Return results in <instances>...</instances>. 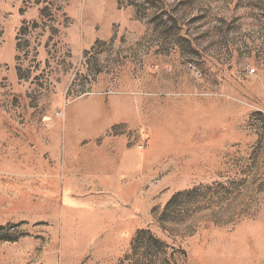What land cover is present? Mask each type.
<instances>
[{
    "label": "rangeland",
    "instance_id": "rangeland-1",
    "mask_svg": "<svg viewBox=\"0 0 264 264\" xmlns=\"http://www.w3.org/2000/svg\"><path fill=\"white\" fill-rule=\"evenodd\" d=\"M121 145L145 191L97 227ZM0 264H264V0H0Z\"/></svg>",
    "mask_w": 264,
    "mask_h": 264
},
{
    "label": "crops",
    "instance_id": "crops-1",
    "mask_svg": "<svg viewBox=\"0 0 264 264\" xmlns=\"http://www.w3.org/2000/svg\"><path fill=\"white\" fill-rule=\"evenodd\" d=\"M74 108L75 109L71 112L72 115L86 112L81 106H76ZM91 109L92 108H90L89 112L93 114L91 118L93 120L90 122L93 123L94 127L92 126V128H90L93 131H98L96 122L102 120L98 113L100 109ZM108 121L109 118L106 122ZM113 143L116 142L113 141ZM73 145L72 141L65 142V167H69L70 150L74 147ZM96 147L97 151H100V146L96 145ZM118 152H120V154H114L113 151V155L109 157L111 159V165L109 167L100 165V163L97 162V177L93 180V188L96 192L95 218L97 220V227H112L114 226L115 220L122 221L124 218H127V214L124 211V208H127V206L124 207V205L131 201L129 195L134 194L137 197L138 205H140L139 196L143 195L145 191V161L143 160V156L136 154L134 151H132V153L129 152L123 145L120 146ZM105 171H111L109 184L106 183ZM131 174H137V179L132 185L129 184V176ZM79 187L83 192L86 185L83 182ZM66 193L68 194L69 192L66 191ZM106 195H110V198L107 199Z\"/></svg>",
    "mask_w": 264,
    "mask_h": 264
},
{
    "label": "trees",
    "instance_id": "trees-1",
    "mask_svg": "<svg viewBox=\"0 0 264 264\" xmlns=\"http://www.w3.org/2000/svg\"><path fill=\"white\" fill-rule=\"evenodd\" d=\"M170 204H172V202ZM160 243L161 242L157 238H155L150 231H147V230L139 231L136 235V238L134 239L132 243L133 253L137 250V248L139 249L141 248L139 251H142L143 257L147 259V255H146L147 247L157 246V245H160Z\"/></svg>",
    "mask_w": 264,
    "mask_h": 264
},
{
    "label": "built area",
    "instance_id": "built-area-1",
    "mask_svg": "<svg viewBox=\"0 0 264 264\" xmlns=\"http://www.w3.org/2000/svg\"><path fill=\"white\" fill-rule=\"evenodd\" d=\"M248 72H249L250 75H253V74L256 73V69L255 68H249V71ZM139 149L144 150L145 149V146L144 145H140L139 146Z\"/></svg>",
    "mask_w": 264,
    "mask_h": 264
}]
</instances>
